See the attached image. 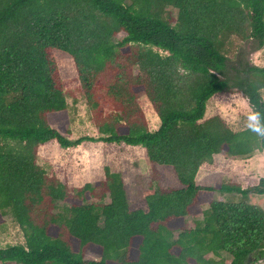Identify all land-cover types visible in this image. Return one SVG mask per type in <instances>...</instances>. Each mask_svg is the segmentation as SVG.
<instances>
[{
  "label": "trees",
  "instance_id": "obj_1",
  "mask_svg": "<svg viewBox=\"0 0 264 264\" xmlns=\"http://www.w3.org/2000/svg\"><path fill=\"white\" fill-rule=\"evenodd\" d=\"M230 37L263 47L264 0H0V216L10 214L24 241L0 248V264H225L221 253L228 264H264V211L248 202L264 194V180L246 188L195 183L214 154L248 159L264 151V132L203 118L209 98L236 91L264 129V67L233 69V85L220 79ZM54 52L71 58L99 137L69 140L48 125L47 114L67 108ZM138 90L156 130H147ZM107 103L116 113L103 114ZM49 141L62 149L84 141L140 146L181 188L148 190L146 209L129 210L120 175L104 167L97 201L88 203L93 186L69 189L36 164L37 147ZM212 193L223 198L210 197L186 227L191 208ZM69 196L78 203L58 205ZM89 246L100 250L97 260L84 258Z\"/></svg>",
  "mask_w": 264,
  "mask_h": 264
},
{
  "label": "rangeland",
  "instance_id": "obj_2",
  "mask_svg": "<svg viewBox=\"0 0 264 264\" xmlns=\"http://www.w3.org/2000/svg\"><path fill=\"white\" fill-rule=\"evenodd\" d=\"M120 37L121 34L116 39ZM224 49L227 51V69L225 75L220 79H227L232 85L237 81V76L240 77L236 75L233 69L239 70L247 64L264 67V45L257 50L253 41H239L234 37H230L224 42ZM54 59L67 108L62 112L47 114L46 121L48 125L69 140L82 137H99L92 123V110L85 103L71 58L62 52H54ZM103 96L104 91L95 93L97 101L102 100ZM261 98L264 99V91H261ZM136 103L145 120L147 130L153 131L155 127L157 129L159 126L158 119L141 90L137 92ZM206 103L207 108L204 119L208 115H219L229 129L234 132L249 127L251 122L248 116L252 112L241 93L232 91L231 93L216 94L209 98ZM114 112L115 107L113 105L110 106L107 103L103 107L104 115ZM118 133H125L122 124L118 127ZM257 153L261 157H257L251 164L245 162V159H237L245 164L247 163V165L240 162H234L233 164L227 157H216L215 163L219 162L220 164L213 168L201 169L198 179H203L202 177L210 174L211 179L204 185L211 186L219 181H225L240 184L241 188H246L248 185L255 186L258 184L259 179L264 180V153L263 151H257L253 154ZM232 161H236L235 158ZM36 164L44 170L47 176H54L69 189L80 188L86 183L93 186L94 194L86 196V202L88 203L97 201L96 197L101 188L96 187L104 180L103 168L107 167L111 172L120 175L129 210L146 209L143 199L148 190L181 188L170 167L152 164L146 159L144 150L140 146H127L122 143L105 144L84 141L76 147L62 149L55 141H49L37 147ZM208 171H211V173H208ZM196 184L204 186L201 183ZM210 197L212 200L223 198L218 193H212L207 199L202 198L198 201L197 205L192 207L189 214L184 218L186 227H192L195 220L201 219V211L206 208V203ZM102 201L108 203L105 194ZM248 202L264 211V194H249ZM77 203L72 196H69L68 200L64 203H58V205L69 206ZM167 226L173 232V237H175L179 229V223L172 221L168 222ZM56 233L57 229L50 227L48 234L55 236ZM23 242L22 233L10 214L1 215L0 248L23 245ZM71 243L73 250H76L77 242L72 239ZM132 244L137 245L138 240L136 239ZM99 254L100 250L97 247L89 246L84 253V258L97 260ZM205 257L214 261L218 260V257L210 254ZM219 258L223 259L225 264L230 262V257L224 253H221ZM261 263L258 262V264Z\"/></svg>",
  "mask_w": 264,
  "mask_h": 264
},
{
  "label": "crops",
  "instance_id": "obj_3",
  "mask_svg": "<svg viewBox=\"0 0 264 264\" xmlns=\"http://www.w3.org/2000/svg\"><path fill=\"white\" fill-rule=\"evenodd\" d=\"M206 108H207V103H206V106H205V112H206ZM205 112H204V114H205ZM212 116H218L220 119H221V117L219 116V115H208L207 117H206V119L207 118H210V117H212ZM222 121H223V123L226 125V123H225V121L223 120V119H221ZM227 126V125H226ZM228 127V126H227ZM229 128V127H228ZM154 130H156V127H155V129ZM241 131V130H240ZM234 132V131H233ZM237 132V131H236ZM255 152H257V151H255ZM263 153H264V151H263ZM216 157H226V156H224V155H222V154H214V155H212V163L211 164H203L202 166H200L199 168H198V171H197V173H196V176H195V183H201L202 185H204V184H206V183H208L207 181H209L211 178H210V174L209 175H207L206 177H202L203 179H198L199 178V172H200V170L201 169H208V168H213L214 166H218V164H220L219 162L218 163H215V158ZM257 157H261V155L259 154V153H257V154H253V156L251 157H249L248 159H245L244 161L245 162H249V164H251V163H253V161L257 158ZM227 158H229V157H227ZM232 159H234V158H229L228 160H230V162H232L233 164H234V162H240V163H242V164H244V165H247V163L245 164V163H243L242 161H240V160H237L236 158H235V160L236 161H232ZM237 164V163H236ZM208 173H211V171H208ZM257 181V180H256ZM255 181V182H256ZM246 184V183H245ZM254 184V183H253ZM240 185V184H239ZM247 185V184H246ZM204 186H209V185H204ZM249 186H251V185H248V187ZM243 188V187H242Z\"/></svg>",
  "mask_w": 264,
  "mask_h": 264
},
{
  "label": "clouds",
  "instance_id": "obj_4",
  "mask_svg": "<svg viewBox=\"0 0 264 264\" xmlns=\"http://www.w3.org/2000/svg\"><path fill=\"white\" fill-rule=\"evenodd\" d=\"M257 116H258V113H251L249 116H248V119L249 121L251 122L249 124V127L252 128L254 131H257V132H264V129H261L257 123Z\"/></svg>",
  "mask_w": 264,
  "mask_h": 264
}]
</instances>
